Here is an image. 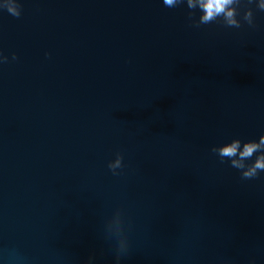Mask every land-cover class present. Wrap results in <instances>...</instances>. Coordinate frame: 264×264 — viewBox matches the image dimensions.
I'll return each instance as SVG.
<instances>
[{
	"label": "water",
	"instance_id": "1",
	"mask_svg": "<svg viewBox=\"0 0 264 264\" xmlns=\"http://www.w3.org/2000/svg\"><path fill=\"white\" fill-rule=\"evenodd\" d=\"M20 3L0 12V264H115L117 208L120 264H264V173L211 152L264 132V12L196 28L162 0Z\"/></svg>",
	"mask_w": 264,
	"mask_h": 264
},
{
	"label": "clouds",
	"instance_id": "2",
	"mask_svg": "<svg viewBox=\"0 0 264 264\" xmlns=\"http://www.w3.org/2000/svg\"><path fill=\"white\" fill-rule=\"evenodd\" d=\"M165 7L186 6L189 22L199 28L211 23H218L225 28L240 29L243 25L255 27L253 6L264 12V0H162ZM243 9V11H241ZM6 11L13 17L21 15L20 0H0V12ZM45 55H48L47 53ZM12 59H16L15 53ZM8 61V57L0 54V64ZM211 152L221 163L237 170L241 179H254L264 173V132L258 138L242 139L234 136L225 142L214 144ZM123 156L117 152L115 159L109 162L113 171L123 167ZM109 233L115 240V264L127 255L130 248L128 230L124 217L117 208L110 217ZM89 256L87 264H92Z\"/></svg>",
	"mask_w": 264,
	"mask_h": 264
}]
</instances>
